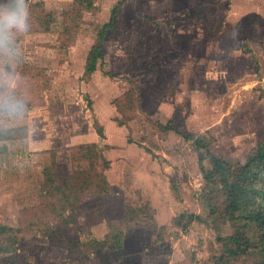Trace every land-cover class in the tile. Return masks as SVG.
<instances>
[{
	"label": "rangeland",
	"instance_id": "1",
	"mask_svg": "<svg viewBox=\"0 0 264 264\" xmlns=\"http://www.w3.org/2000/svg\"><path fill=\"white\" fill-rule=\"evenodd\" d=\"M28 3L0 43V264H253L205 175L264 145V0Z\"/></svg>",
	"mask_w": 264,
	"mask_h": 264
},
{
	"label": "trees",
	"instance_id": "2",
	"mask_svg": "<svg viewBox=\"0 0 264 264\" xmlns=\"http://www.w3.org/2000/svg\"><path fill=\"white\" fill-rule=\"evenodd\" d=\"M113 24L106 25L101 31V42ZM101 42L90 51L87 73H94L98 61L104 58ZM100 133L103 134L102 131ZM203 141L200 137L196 139L197 148L207 146ZM211 159L213 169L205 176L220 187L216 192L222 195L224 213L236 225V233L226 241L234 244L232 251L235 255L239 256L240 250L250 252L256 258L253 264H264V145L261 144L252 155L236 165L213 154ZM201 160H205L203 153ZM212 213L218 211L213 210Z\"/></svg>",
	"mask_w": 264,
	"mask_h": 264
},
{
	"label": "clouds",
	"instance_id": "3",
	"mask_svg": "<svg viewBox=\"0 0 264 264\" xmlns=\"http://www.w3.org/2000/svg\"><path fill=\"white\" fill-rule=\"evenodd\" d=\"M30 15L28 0H0V43L13 30L26 32Z\"/></svg>",
	"mask_w": 264,
	"mask_h": 264
}]
</instances>
